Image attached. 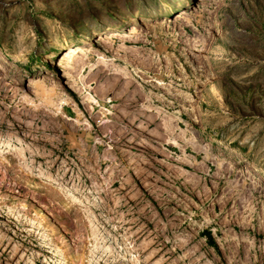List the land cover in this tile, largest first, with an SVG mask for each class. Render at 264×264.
<instances>
[{"label": "rangeland", "instance_id": "374dc122", "mask_svg": "<svg viewBox=\"0 0 264 264\" xmlns=\"http://www.w3.org/2000/svg\"><path fill=\"white\" fill-rule=\"evenodd\" d=\"M0 264H264V0H0Z\"/></svg>", "mask_w": 264, "mask_h": 264}, {"label": "bare ground", "instance_id": "6f19581e", "mask_svg": "<svg viewBox=\"0 0 264 264\" xmlns=\"http://www.w3.org/2000/svg\"><path fill=\"white\" fill-rule=\"evenodd\" d=\"M134 29H135V27L131 29L130 33H132V34L137 33ZM138 29H139V28H138ZM134 31H135V33H133ZM132 34H131V35H132ZM113 35H114V34H113ZM116 36H117V35H116ZM116 36H115V37H116ZM76 50H77L76 47L68 48V49L66 50L67 53L61 56V57H62L61 62H65V61L69 58V56H70V58H71L72 55H73V53H74ZM67 61H68V60H67Z\"/></svg>", "mask_w": 264, "mask_h": 264}]
</instances>
